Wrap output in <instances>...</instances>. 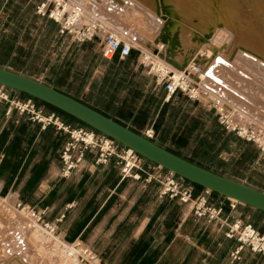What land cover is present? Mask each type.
Masks as SVG:
<instances>
[{"label":"crops","instance_id":"1","mask_svg":"<svg viewBox=\"0 0 264 264\" xmlns=\"http://www.w3.org/2000/svg\"><path fill=\"white\" fill-rule=\"evenodd\" d=\"M13 2L0 0V41L4 37L22 39L31 35L30 48L20 51L33 54L38 50L36 39H48L51 59L30 72L11 67L8 61L0 66L39 79L141 133L148 126H157L162 110L166 112L181 96L186 97L178 94L170 103L165 102L164 89L140 65L137 49L127 58L116 55L105 59L100 54L101 42L78 43L69 35H60L55 22L37 15L33 5L28 4L26 8L42 23L32 29L30 20L14 17ZM26 8H21L22 14ZM45 25L49 28L45 29ZM18 48L12 46L8 53L14 56ZM78 51L86 57L83 66L76 59ZM204 95L192 100L199 110L190 122L187 114H178L182 131L198 136V154H224L228 159L259 163L263 155L251 142L206 119L213 105L212 99L205 92ZM5 109L6 104L0 105V197L11 198L14 203L46 206L51 219L64 214L58 224L60 235L69 241L84 240L97 252L102 264H264V254L247 247L239 258H233L238 243L224 236L223 227L197 222L189 205L159 197L155 183L122 179L114 159L107 165H98L89 154L70 178H62L59 153L66 134L53 127L41 129L40 124L16 112L8 117ZM163 133L164 128L157 127V139L165 140ZM152 163L146 160V164ZM197 163L225 173L210 161ZM210 197L223 206L231 222L242 219L264 229L263 211L212 192Z\"/></svg>","mask_w":264,"mask_h":264},{"label":"built area","instance_id":"2","mask_svg":"<svg viewBox=\"0 0 264 264\" xmlns=\"http://www.w3.org/2000/svg\"><path fill=\"white\" fill-rule=\"evenodd\" d=\"M35 13L55 22L60 35H69L78 43L95 42L103 35L100 54L105 59H112L116 55L127 58L137 49L140 65L153 77L155 84L164 89L165 102L171 101L178 94L191 100L203 97L202 81L207 75L195 62L184 69L176 68L171 63L162 61L159 46L154 47V53L136 47L121 34L107 30L97 19L86 18L71 0H35ZM199 56L203 57V54L199 53ZM2 104H6L5 115L8 117L16 112L19 116L26 115L32 122L40 124L41 129L53 127L56 132L66 134L59 153L62 178H70L89 154L98 165H107L114 159L122 179L155 183L159 197L167 196L189 205L197 222L223 227L224 236L238 243L232 252L233 258H239L244 247L264 254V233L251 222L242 219L231 222L224 215L223 206L213 202L210 197L212 191L209 189L196 192L192 182L155 163L146 164L147 159L132 148L92 128L67 121L56 111H46L34 98H20L14 90L0 84V105ZM217 113L220 123L227 131L234 132L248 142L257 143L264 153V143L257 137V132L234 123L227 112L219 109ZM142 133L149 139L156 138L153 125L146 127ZM13 207L25 219L29 229L37 230L70 264H102L97 252L84 240L76 238L69 241L60 235L58 224L64 219V214L51 219L48 207L24 201L15 202Z\"/></svg>","mask_w":264,"mask_h":264},{"label":"rangeland","instance_id":"3","mask_svg":"<svg viewBox=\"0 0 264 264\" xmlns=\"http://www.w3.org/2000/svg\"><path fill=\"white\" fill-rule=\"evenodd\" d=\"M71 2L81 6L87 18L93 17L99 23L101 21L102 23L100 24L107 30L121 34L136 47L148 51H153L155 46L163 44L162 51L169 47L170 43L167 38L168 43L163 41L160 35V32H162L164 37H166L162 30L160 19L141 0H71ZM30 3L33 4L35 11V0H14L12 5L14 17L19 18L22 16L24 21L30 20L31 28L36 29L42 23L35 20L31 10L27 9ZM23 6L25 8L27 6V8L25 9L26 12L22 14L21 8ZM44 28L48 29L49 25H45ZM30 37H23L22 39L20 37L2 38L0 41V64L3 65L8 61V65L11 67L25 72L34 71L36 68L43 67L46 60L50 58L47 53V46H49L48 39L42 37L36 39V45H38L37 53L21 54V49H26V47L30 48L28 47V42H31L33 39L31 35ZM102 40L103 35H100V38L96 40L97 42H94V45L99 44ZM15 43H21L22 45H15ZM12 46L19 47L14 56L8 53ZM224 47H216L215 52L220 53L224 50ZM170 52L171 54L173 53L174 59L180 64L191 60L187 58V53L180 52V49L172 48L171 46ZM199 52H204L203 57L198 56ZM199 52L196 54V58H205L210 54L206 47L203 51ZM76 59L83 66L86 57L83 52L78 51ZM202 68L207 70V67H204V65ZM230 72L229 74H223L225 83L222 86H218L215 82L212 83L216 88H222L221 93L224 95L226 104L230 105V107L241 106L248 111V114H242L238 110L230 113L228 109L221 108L222 106L218 101L213 98H208L212 99L213 107H211L212 109L210 111L206 112V119L211 120L212 124H221L219 113L217 112H219V109L227 111L235 123L239 126L242 124L255 129L264 140V69L257 64L249 65L239 63L235 64ZM40 77L44 81H49L43 76ZM58 86L61 87L60 84ZM198 110L199 106L197 102L181 96L174 103L173 107H169L164 113L166 117L165 121L159 123V129L164 128L163 138L165 140L157 139L156 137L154 141L162 142L164 145L174 149L175 152H179L192 159L210 161L212 166H219L227 175L242 179L264 190V153L257 143L249 141L263 155L262 160L255 164L250 163L249 160L228 159L224 154V157L220 155L210 156L207 154H198L195 148L197 140L194 134L183 132L182 125H178V121H180L178 114H187L189 116L187 121L190 122L194 118L192 116ZM173 111L178 112V114L173 115ZM221 125L224 127L223 124ZM155 130L157 133L156 127ZM172 132H174L173 135ZM231 133L239 139L247 141L234 132ZM13 206L14 202H12L11 198L5 196L0 197V264H67L69 261L64 259L61 252L54 250L48 240L38 233L26 229L23 217Z\"/></svg>","mask_w":264,"mask_h":264},{"label":"bare ground","instance_id":"4","mask_svg":"<svg viewBox=\"0 0 264 264\" xmlns=\"http://www.w3.org/2000/svg\"><path fill=\"white\" fill-rule=\"evenodd\" d=\"M141 1L149 9L151 8L160 19L162 30L166 36L164 37L163 33L160 32L161 38L170 43L169 47L166 48L168 54L166 50L162 51L164 44L159 46L161 49L159 56L162 61H167V63L171 61L176 68L184 69L193 63L194 60L192 59L196 58V54L206 47L210 54L203 58V65L207 67V77L210 79L206 77L202 81L203 95L205 92L207 98L218 101L222 106L221 108L228 109L230 113L238 110L247 115L248 111L245 108L241 106L230 107L226 104L224 95L221 93L222 88H216L212 82L222 86L225 83L223 74L231 73L230 70L235 64H257L264 69V0ZM78 7L81 9V6ZM82 12L84 14L83 10ZM100 23L102 22L100 21ZM106 24L108 23L106 22ZM170 45L172 48L180 49V52H186L187 58L191 60L182 64L177 62L173 53L170 52ZM218 46H225L220 53L215 52ZM150 52L154 53L155 50ZM199 53L204 55V52ZM229 116L232 119L230 114ZM242 126L246 130L253 129ZM253 130L257 132L255 129ZM257 137L264 143L259 133ZM25 226L28 230L41 235L37 230L29 229L26 222Z\"/></svg>","mask_w":264,"mask_h":264},{"label":"water","instance_id":"5","mask_svg":"<svg viewBox=\"0 0 264 264\" xmlns=\"http://www.w3.org/2000/svg\"><path fill=\"white\" fill-rule=\"evenodd\" d=\"M194 62L203 67L204 59L196 58ZM0 84L76 118L194 184L264 212V190L191 161L39 79L0 66Z\"/></svg>","mask_w":264,"mask_h":264},{"label":"trees","instance_id":"6","mask_svg":"<svg viewBox=\"0 0 264 264\" xmlns=\"http://www.w3.org/2000/svg\"><path fill=\"white\" fill-rule=\"evenodd\" d=\"M30 4H32V3H30ZM33 5V4H32ZM38 15V14H37ZM52 21V20H51ZM15 94H17L18 96H21V97H24V98H27V97H31V96H29V95H26V94H23V93H20V92H16L15 91ZM32 98V97H31ZM38 103H39V105H41V106H44L45 108H47V109H49L50 111H56L57 113H59L64 119H66L67 121H70V122H72V123H74V124H76V125H79V126H84V127H88V128H90L89 126H87L86 124H84V123H82V122H80L79 120H77L76 118H74V117H72V116H70V115H68V114H66V113H64V112H62V111H60V110H58V109H56V108H54V107H52V106H50V105H48V104H46V103H44V102H41V101H39V100H37V99H35ZM171 101H169L168 103H170ZM164 113H165V110H162L161 111V113H160V115H159V118H158V120H157V126L155 125V127H156V129H157V127L159 126V123H161L162 121H165L164 120ZM173 115H176V114H178V112H176V111H173V113H172ZM195 124V123H194ZM154 127V128H155ZM194 127V126H193ZM133 129V128H132ZM136 131V130H135ZM156 131V130H155ZM138 132V131H137ZM141 133V132H140ZM191 134V133H190ZM195 136V135H194ZM195 138H196V140H198V136H195ZM157 143H159L160 145H162V146H164V144L162 143V142H159V141H156ZM164 147H166V146H164ZM167 149H169V150H171V151H173V152H175L174 151V149H172V148H170V147H166ZM175 153H177V152H175ZM177 154H179V155H182L181 153H177ZM184 157H186V158H188V159H190L191 161H194V162H198L199 160L198 159H192V158H190V157H187V156H184ZM222 174H225V173H222ZM228 176H230V177H232L231 175H228ZM234 178V177H233ZM194 184V183H193ZM194 186H195V190H196V192H200L201 190H203V189H205V188H203L202 186H199V185H197V184H194ZM212 194H214V195H217V196H223V195H220V194H217V193H215V192H212ZM256 228H258L262 233H264V229H260L259 227H258V225H257V223H252Z\"/></svg>","mask_w":264,"mask_h":264}]
</instances>
